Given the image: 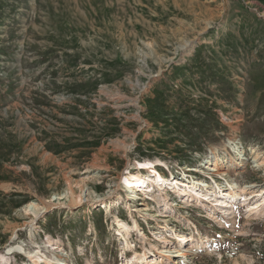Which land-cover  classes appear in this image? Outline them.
Instances as JSON below:
<instances>
[{
    "label": "rangeland",
    "instance_id": "rangeland-1",
    "mask_svg": "<svg viewBox=\"0 0 264 264\" xmlns=\"http://www.w3.org/2000/svg\"><path fill=\"white\" fill-rule=\"evenodd\" d=\"M150 160L167 184L129 199ZM47 235L68 264H264V0H0V255Z\"/></svg>",
    "mask_w": 264,
    "mask_h": 264
},
{
    "label": "bare ground",
    "instance_id": "bare-ground-1",
    "mask_svg": "<svg viewBox=\"0 0 264 264\" xmlns=\"http://www.w3.org/2000/svg\"><path fill=\"white\" fill-rule=\"evenodd\" d=\"M216 157L217 158L213 163H212V161H210V162H208L209 164L208 163L207 164L209 165V168L211 167L210 168L211 170L218 173L221 171V166H222L221 160L222 159L219 160L220 158L218 155H216ZM136 166H137L136 167L137 170L135 172L128 171L127 173L121 174L119 177V182H118L119 186H120V184H124L128 188V191L131 192V194L128 193L129 199H132L136 196V195H134L136 187H142V186L146 187L147 185H148V187H150L151 184L158 185L159 183H161V185H165V183L167 184V178L165 179V177L162 175V173L159 172V170L156 168L157 162H153L152 160L137 162ZM141 169H146V171L148 173L143 175L140 172ZM188 169H190V167H188ZM169 180H171V179L169 178ZM178 181H179V179L176 178L175 181H173V182L174 183H180L181 182L182 184H184V181H180V182H178ZM189 185H191V186H189ZM196 185L197 184H195V182L188 184V190L187 191H189V192H187L185 194L186 195L191 194L192 191L196 189ZM204 185L206 186V184H204ZM191 189H192V191H190ZM229 189H230V193L226 197L228 198L227 200L230 201V200L235 198L237 191L233 188H229ZM66 193L68 195L72 196L71 198L75 203L81 202L82 199L85 200L84 197L87 194L86 190H84L83 193L82 192L75 193V192H73L72 189L67 191ZM190 196L191 195H189V197ZM92 199L93 200H91V201L90 200H85V201L90 202L92 205H96V202L98 201V199H94V198H92ZM108 199L109 198H106L105 200H101L97 204L101 205L103 202H105V204L102 207L106 208V206H108L110 204V202H108ZM53 200H54V198H52L50 200H46L43 207H39L36 203L31 202L25 206L24 211L28 212V213H32L35 217H37V215L39 213H41L43 211L45 212L47 209H50V207L53 205ZM164 201H165V203H164L165 207L170 208V203L168 205V201H166V199H164ZM57 203H59V202H57ZM93 203H95V204H93ZM146 210H148V208H146ZM113 218H114L115 223L118 224L120 229L126 228V223L123 221L122 218L120 219L119 216H113ZM34 219L35 218H33L32 221H30L28 223V225L26 226L29 229V237H31V231H32V228L34 225ZM133 223H134L133 226H137L136 225L137 223H135L134 221H133ZM57 243H60V241L55 240L51 236L47 235V237L43 240V244L42 245H40V244L36 245L35 244L36 246L32 250H27L21 244H17L14 247L13 246L11 247V245H10V248H7L6 252H4V253H2V255H0V264H8L9 257H7L6 254H9L10 251H16V252L18 251V252L23 253L25 255V257H27L29 264H68V262L66 260H64V258L62 259L60 256H58V252H61L63 254L64 248L61 247L60 245H58ZM124 243H125L124 246H127V239H125ZM48 250L50 251V253L47 252ZM185 255H186L185 252H180L178 257L179 256L183 257ZM136 258L138 260L137 262H145V261H147L148 255L146 253L142 252L141 254H138L136 256ZM175 262H177V260H175Z\"/></svg>",
    "mask_w": 264,
    "mask_h": 264
}]
</instances>
